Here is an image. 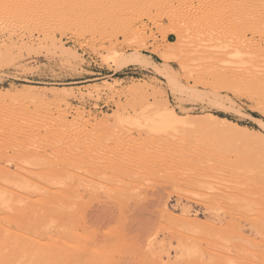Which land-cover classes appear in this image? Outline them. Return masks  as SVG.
<instances>
[{
  "label": "rangeland",
  "instance_id": "rangeland-1",
  "mask_svg": "<svg viewBox=\"0 0 264 264\" xmlns=\"http://www.w3.org/2000/svg\"><path fill=\"white\" fill-rule=\"evenodd\" d=\"M136 263L264 264V0H0V264Z\"/></svg>",
  "mask_w": 264,
  "mask_h": 264
},
{
  "label": "bare ground",
  "instance_id": "bare-ground-1",
  "mask_svg": "<svg viewBox=\"0 0 264 264\" xmlns=\"http://www.w3.org/2000/svg\"><path fill=\"white\" fill-rule=\"evenodd\" d=\"M211 56H213L214 54H210ZM205 56H207V54H204L203 56H201L200 58H205ZM209 56V55H208ZM207 56V57H208ZM194 66V65H193ZM187 68V67H186ZM209 68V64H206V63H203V62H200V63H198V64H196V66L195 67H192V68H190V70L194 73V76H195V78H198L199 76H201L202 74H205L207 71V69ZM189 71V70H188ZM228 71H229V73H231V75H233V76H236L237 74H235L234 72H235V70H233V69H228ZM190 72V71H189ZM225 73H227V72H225ZM235 74V75H234ZM239 75V74H238ZM205 76V75H204ZM208 77V76H207ZM173 80H174V78H172ZM176 80V79H175ZM174 80V81H175ZM187 83V82H186ZM196 89V88H195ZM180 90V89H179ZM200 90V89H199ZM204 91V90H203ZM213 91V90H212ZM205 92V91H204ZM209 92V91H208ZM210 92H211V90H210ZM211 94V93H210ZM215 94V93H214ZM203 96H205L204 94H203ZM206 97V96H205ZM195 98H196V96H195ZM184 99V98H183ZM190 99H191V96H190ZM194 99V98H193ZM212 102H214L212 99H210ZM200 101V100H199ZM214 104V103H213ZM218 104V103H217ZM171 106V105H170ZM213 106H215V105H213ZM166 108H167V106H166ZM172 108V107H171ZM168 111H169V108H168ZM171 111V110H170ZM175 114V113H174ZM174 114H173V112H160V113H157V114H155L154 115V117L152 118V120H150V122H151V127H153V128H157L158 130H161L162 131V133L164 134L165 133V131L163 132V129L165 130V126H164V124H165V122H168V121H173V119H175V117H174ZM207 115L209 114V113H206ZM205 115V114H204ZM203 115V116H204ZM178 116V115H177ZM185 116V115H184ZM201 116V115H200ZM179 117V116H178ZM182 117V116H181ZM180 118V117H179ZM183 118V117H182ZM175 120H177V118L175 119ZM174 120V121H175ZM179 120V119H178ZM183 120L182 119H180L179 121H176V123H180V122H182ZM184 122V121H183ZM182 122V123H183ZM181 123V124H182ZM185 123V122H184ZM187 123V122H186ZM185 123V124H186ZM168 124V125H167ZM172 124H174L173 122H172ZM172 124H170L169 122L168 123H166V126H169L170 127V125H172ZM188 124V123H187ZM191 124V123H190ZM172 128V127H171ZM170 128V129H171ZM167 129H168V127H167ZM157 130V131H158ZM172 130V129H171ZM160 131V132H161ZM173 131V134H174V130H172ZM160 132H158V133H160ZM168 135V134H167ZM170 136L171 137H173V135H171L170 134ZM174 138V137H173ZM162 139H164V138H162ZM165 140V139H164ZM166 141V140H165ZM263 156V155H262ZM245 170V169H244ZM251 170V169H250ZM246 171V170H245ZM204 186V185H203ZM207 187H209V186H207ZM210 188V187H209ZM164 194V193H163ZM125 196V195H124ZM128 196V195H127ZM161 196V195H160ZM159 196V197H160ZM251 202V201H250ZM129 203V202H128ZM134 205H136V204H134ZM139 205V204H138ZM142 205V204H141ZM144 206V205H143ZM142 206V207H143ZM142 207H141V209H142ZM145 207V206H144ZM144 207H143V209H144ZM65 208V207H64ZM107 208V207H106ZM104 209H105V207H104ZM135 209V208H134ZM141 209H140V211H141ZM248 209V208H247ZM252 209V208H251ZM107 210H108V208H107ZM106 210V211H107ZM114 210V209H113ZM249 210H250V208H249ZM248 210V211H249ZM254 210V209H253ZM126 211H128L127 210V208H126ZM145 211H146V209H145ZM114 212H115V210H114ZM136 212V211H135ZM143 212V211H142ZM250 212H252V211H250ZM249 212V213H250ZM107 213H108V211H107ZM110 213H112V212H110L109 211V214ZM140 213V212H139ZM109 214H107V215H109ZM140 214H143V213H140ZM93 215H94V213H93ZM97 215V214H96ZM100 215V214H99ZM104 217H105V215L104 214H102ZM112 215V214H111ZM91 216V215H90ZM103 216H101V217H99V218H102ZM97 217H98V215H97ZM111 217V216H110ZM114 217V216H113ZM120 217V216H119ZM122 217V216H121ZM114 218H118V217H114ZM113 218V219H114ZM152 218H155L154 216H152ZM108 219V218H107ZM99 220V219H98ZM102 220V219H101ZM100 220V221H101ZM106 220V217H105V219H104V221ZM115 220V219H114ZM150 220H154V219H149V221ZM108 221H110V220H108ZM129 222V221H128ZM124 227H126V226H124ZM127 234V233H126ZM124 235H125V233H124ZM112 238V237H111ZM140 251V250H139ZM82 254H83V252H81ZM81 254V255H82ZM80 254H79V256H81ZM119 255V254H118ZM127 258V257H126ZM123 262V261H122ZM131 262V261H130ZM126 263H127V261H126ZM133 263V262H132ZM137 264V263H136Z\"/></svg>",
  "mask_w": 264,
  "mask_h": 264
}]
</instances>
